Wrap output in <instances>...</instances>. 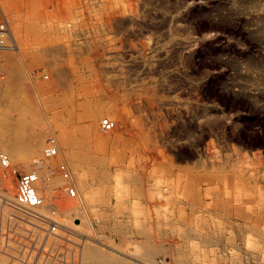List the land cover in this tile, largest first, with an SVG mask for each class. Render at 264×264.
I'll return each mask as SVG.
<instances>
[{
    "label": "rangeland",
    "instance_id": "374dc122",
    "mask_svg": "<svg viewBox=\"0 0 264 264\" xmlns=\"http://www.w3.org/2000/svg\"><path fill=\"white\" fill-rule=\"evenodd\" d=\"M0 26V46L20 48H0V117L21 135L11 143L31 144L36 169L54 140L67 172L82 175L87 209L60 212L62 238L31 250L12 203L0 222V264H78L88 236L122 253L103 249L112 258L145 264H264V0H0ZM24 160L13 165V197L29 172Z\"/></svg>",
    "mask_w": 264,
    "mask_h": 264
},
{
    "label": "bare ground",
    "instance_id": "6f19581e",
    "mask_svg": "<svg viewBox=\"0 0 264 264\" xmlns=\"http://www.w3.org/2000/svg\"><path fill=\"white\" fill-rule=\"evenodd\" d=\"M7 5V4H6ZM117 5V4H116ZM7 7H8V5H7ZM118 19V18H117ZM123 24V23H122ZM2 26H4V25H2ZM17 26V25H16ZM67 26V25H66ZM126 26V25H125ZM1 27V26H0ZM140 28V27H139ZM3 29H4V27H3ZM8 29V28H7ZM67 29V28H66ZM122 29V28H121ZM137 31V30H136ZM3 32V31H2ZM2 32H0V35H3L4 33H2ZM127 32V31H126ZM15 43V42H14ZM28 46V45H27ZM29 46H30V44H29ZM142 47V46H141ZM0 48H3V49H6V48H10V49H12V50H14V51H16V52H19L20 51V48L18 47V46H13V47H5V46H0ZM143 49V48H142ZM6 51H8V50H6ZM11 51V50H10ZM47 51V50H46ZM178 51V50H177ZM4 52V51H3ZM9 52V51H8ZM114 52V51H113ZM6 53V52H5ZM101 53V52H100ZM9 54V53H8ZM36 54H37V52H36ZM80 54V53H79ZM134 54V53H133ZM4 56H5V54H4ZM22 56V55H21ZM18 57V56H17ZM83 57V56H82ZM85 57V56H84ZM127 57H128V55H127ZM7 58V57H6ZM9 58H10V56H9ZM15 58V57H14ZM14 58H12V59H14ZM21 58V57H20ZM37 58H38V56H37ZM34 59H35V57H34ZM15 60H17V59H15ZM14 60V61H15ZM100 60V59H99ZM11 61V60H10ZM9 61V62H10ZM13 61V62H14ZM34 61V60H33ZM37 60H35V62H36ZM39 61V60H38ZM17 62H18V60H17ZM16 62V63H17ZM42 62V61H41ZM85 62V61H84ZM88 62H90V61H88ZM11 63V62H10ZM40 63V62H39ZM68 63V62H67ZM169 63V62H168ZM200 63V62H199ZM12 64V63H11ZM201 64V63H200ZM17 65H18V63H17ZM67 65V64H66ZM83 65V64H82ZM86 65H87V63H86ZM15 66V65H14ZM19 66V65H18ZM12 67V66H11ZM22 67V66H21ZM20 67V68H21ZM96 67H97V65H96ZM98 68V67H97ZM140 68V67H139ZM1 69V68H0ZM9 71V70H8ZM11 71V70H10ZM19 71H20V69H19ZM61 71V70H60ZM10 73V72H9ZM12 73H13V71H12ZM26 73V72H25ZM42 73V72H41ZM61 73V72H60ZM22 74V73H21ZM61 74H63V73H61ZM126 74V73H125ZM23 75V74H22ZM37 75V74H36ZM43 75V74H42ZM57 75V74H56ZM13 76V75H12ZM18 76V75H17ZM39 76V75H38ZM65 76V75H64ZM128 76V75H127ZM131 76V75H130ZM15 77V76H14ZM13 77V78H14ZM59 77V76H58ZM17 78V77H16ZM18 78H21V77H18ZM23 78V77H22ZM21 78V79H22ZM9 79H11V76H10V78ZM55 79H57V76H55ZM54 79V81H57V80H55ZM14 80H16L15 78H14ZM18 80H20V79H18ZM114 80V79H113ZM67 81V80H66ZM10 82V81H9ZM8 82V83H9ZM12 82V81H11ZM10 82V83H11ZM61 82H62V80H61ZM116 82V81H115ZM125 82H127V81H125ZM1 83V82H0ZM5 83V82H4ZM9 83V86L12 84H10ZM47 83V82H46ZM49 83V82H48ZM85 83V82H84ZM101 83V82H100ZM112 83V82H111ZM119 83V82H118ZM120 83H122V82H120ZM128 84H129V82H127ZM186 83V82H185ZM15 84V83H14ZM58 84V83H57ZM60 84H63V83H60ZM187 84V83H186ZM0 85H2V84H0ZM17 85H18V83H17ZM23 85V84H22ZM49 85V84H48ZM127 85V84H126ZM8 86V87H9ZM20 86V85H19ZM24 86V85H23ZM63 86H64V84H63ZM65 86H66V84H65ZM186 86V85H185ZM13 87V86H12ZM26 87V86H25ZM13 88H15V87H13ZM21 88V87H20ZM27 88V87H26ZM25 88V89H26ZM137 88H139V87H137ZM12 89V88H11ZM23 89V88H22ZM21 89V90H22ZM167 89V88H166ZM178 89V88H177ZM12 90H14V89H12ZM16 90V89H15ZM14 90V91H15ZM206 90V89H205ZM150 91V90H149ZM12 92V91H11ZM16 92V91H15ZM14 92V93H15ZM24 92H26V91H24ZM81 92H82V90H81ZM148 92V91H147ZM99 93H101V91L99 92ZM103 93H105V92H103ZM121 94V93H120ZM145 95V94H144ZM149 95H150V93H149ZM167 95V94H166ZM170 95V94H169ZM185 95V94H184ZM12 96H13V94H12ZM17 96V95H16ZM87 96V95H86ZM132 96V95H131ZM14 97V96H13ZM22 97V96H21ZM129 97V96H128ZM142 97V96H141ZM178 97V96H177ZM27 97H25V99H26ZM30 98V97H29ZM130 98V97H129ZM21 99V98H20ZM15 100H16V98H15ZM24 100V99H23ZM29 100V99H28ZM27 100V101H28ZM148 100V99H147ZM151 100V99H150ZM25 101V100H24ZM127 101V100H126ZM134 101V100H133ZM33 102H34V100H33ZM111 102V101H110ZM14 103V102H13ZM32 103V102H31ZM102 104V103H101ZM131 105H132V103H130ZM139 104V103H138ZM147 104V103H146ZM107 105V104H106ZM135 105H137V104H135ZM135 105H133V106H135ZM147 105H149V104H147ZM153 105V104H152ZM172 105V104H171ZM175 105V104H174ZM18 106V105H17ZM24 106V105H23ZM96 106V105H95ZM155 106V105H154ZM16 107V106H15ZM19 107V106H18ZM31 107V106H30ZM34 107V106H33ZM91 107V106H90ZM4 108V107H3ZM25 108V107H24ZM8 109H10V108H8ZM13 109V108H12ZM106 109V108H105ZM115 109V108H114ZM126 109V108H125ZM21 110V109H20ZM20 110H19V112H20ZM100 110V109H99ZM116 110V109H115ZM171 110V109H170ZM13 111H15V110H13ZM114 111V110H113ZM118 111V110H117ZM12 112V111H11ZM34 112V111H33ZM96 112V111H95ZM116 112V111H115ZM121 112V111H120ZM110 113V112H109ZM177 113V112H176ZM219 113V112H218ZM10 114V113H9ZM8 114V115H9ZM21 114V113H20ZM30 114V113H29ZM36 114V113H35ZM96 114V113H95ZM107 114V113H106ZM117 114L118 115H116V117H117V121H118V124H120V123H122V124H124V119H123V117L125 116H123L122 117V115L119 113V112H117ZM7 115V114H6ZM91 115V114H90ZM89 115V116H90ZM33 116V115H32ZM96 116V115H95ZM170 116V115H169ZM7 117V116H6ZM6 117H0V147L1 148H4V150H6V152L8 153V156H0V166L1 167H3V168H0V183H1V188L3 189V193H4V206L3 205H1L0 204V222H1V219L2 218H4L6 215V213L5 212H7L8 213V209L10 210L11 208H10V205H12V203H14V201H15V198H16V196L15 197H13V195H12V192L14 191V182H15V177H14V175H13V173H14V170H13V165H14V163H17L18 161L20 162V160H24V165H23V167H25V168H28V171L29 172H26V173H34V174H36L37 175V177H38V180H37V182H36V190H37V192H38V194H39V196L43 199V203H42V205H41V207H40V213H42V214H45V215H47V216H49L54 222H56V223H59V224H61L62 226H64V222L63 221H61V220H59L58 219V214H60V212H65V213H67V214H70V213H73V212H77V211H82V212H84V213H86L87 214V209H86V201L84 200V197L82 196V194L80 193L81 191L79 190V187H78V181L80 182V180H82V175L78 172L77 173V171L75 172V174H77V175H75L74 174V172H72L71 170H69L67 173L66 172H64L63 170H62V166L63 165H65L66 164V166L69 168V165H68V163L70 162V161H68V159H67V157L65 156V154L63 153V151H61L59 148L57 149L58 151H57V154L56 155H54V156H52L51 158H49V159H46L45 161H41L40 159H35L34 160V163L36 164V169H30V163H31V161H30V159H29V157L31 158V155H34V151H33V148H32V146H31V144H29L28 142H26V143H28L29 145H28V151H22V150H18V147H13V145H12V143H11V141H15L14 140V137L13 136H17L18 135V137L19 136H21V135H19V133H18V131L15 133V131H11V129L9 128V124H10V121H9V119L8 118H6ZM97 117V116H96ZM110 117V116H109ZM20 118H21V116H20ZM11 119V118H10ZM90 119V118H89ZM21 120V119H20ZM127 120V119H126ZM130 120V119H129ZM133 120V119H132ZM16 121H18V120H16ZM24 121V120H23ZM116 122V121H115ZM130 122V121H129ZM183 122V121H182ZM117 123V122H116ZM164 123H165V121H164ZM12 124V123H11ZM16 124V123H15ZM126 124V123H125ZM184 124V123H183ZM164 125V124H163ZM15 126V125H14ZM13 126V127H14ZM117 126V125H116ZM128 126V125H127ZM12 127V126H11ZM12 127V128H13ZM90 127V126H89ZM88 127V128H89ZM119 128H120V126H118ZM123 127V126H122ZM15 128H16V126H15ZM75 128V127H74ZM132 128V127H131ZM146 128V127H145ZM153 128V127H152ZM73 129V128H72ZM90 129H91V127H90ZM115 129V128H114ZM126 129V128H125ZM141 129V128H140ZM148 129V128H147ZM21 130H22V128H21ZM119 130V129H118ZM127 131H129L128 130V128L126 129ZM131 130V129H130ZM150 130V129H149ZM148 130V131H149ZM195 130V129H194ZM23 131V130H22ZM21 131V132H22ZM71 131V130H70ZM70 131H67V132H70ZM76 131V130H75ZM87 131V130H86ZM88 131H89V129H88ZM87 131V132H88ZM91 131V130H90ZM89 131V132H90ZM147 131V130H146ZM19 132H20V130H19ZM25 132V131H24ZM23 132V133H24ZM63 132V131H62ZM77 132V131H76ZM75 132V133H76ZM87 133V135H89L90 133ZM120 132V131H119ZM131 132V131H130ZM135 132V131H134ZM139 132H141V131H139ZM143 132V131H142ZM152 132H154V131H152ZM199 132V131H198ZM74 133V132H73ZM143 133H145V132H143ZM22 134V133H21ZM38 134V133H37ZM84 134H85V132H84ZM116 134V133H115ZM136 134V133H135ZM141 134V133H140ZM26 135V134H25ZM32 135V134H31ZM60 135H62V136H60V137H62V139L61 140H63L62 142L65 144V146H69L70 144H69V142L71 141L70 140V135L68 134V133H65L64 132V134H61L60 133ZM76 135V134H75ZM86 135V134H85ZM144 135V134H143ZM36 136V135H35ZM122 136V135H121ZM73 137V136H72ZM86 137V136H85ZM183 137H185V136H183ZM33 138V137H32ZM39 138V137H38ZM122 138V137H121ZM141 138V137H140ZM17 139V138H16ZM24 139H26V137L24 138ZM31 139V138H30ZM34 139V138H33ZM40 139H41V137H40ZM46 138H44V140H45ZM85 139V138H84ZM146 139V138H145ZM19 140V139H18ZM83 140V139H82ZM88 140V139H87ZM103 140V139H102ZM112 140V139H111ZM133 140V139H132ZM138 139H136V141H137ZM144 140V139H143ZM26 141V140H25ZM79 141V140H78ZM101 141V140H100ZM110 141V140H109ZM20 142V141H19ZM30 142H31V140H30ZM37 142V141H36ZM42 142H44V141H42ZM45 143V142H44ZM80 143V142H79ZM130 143V142H129ZM135 143V142H134ZM16 144V143H15ZM17 144H18V142H17ZM85 144V143H84ZM88 144V143H87ZM102 144V143H101ZM139 144H141V143H139ZM198 144V143H197ZM80 145V144H79ZM103 145V144H102ZM128 145V144H127ZM130 145V144H129ZM134 145V144H133ZM16 146V145H15ZM18 146V145H17ZM21 146H22V143H21ZM150 146V145H149ZM20 147V146H19ZM40 147H42V146H40ZM81 147V146H80ZM85 147V146H84ZM129 147V146H128ZM24 148V147H23ZM66 148H68V147H66ZM72 148H74V147H72ZM71 148V149H72ZM91 148V147H90ZM22 149V148H21ZM76 149V148H75ZM82 149V148H81ZM86 149V148H85ZM92 149V148H91ZM27 150V149H26ZM73 150V149H72ZM77 150H78V148H77ZM76 150V151H77ZM215 150V149H214ZM237 150V149H236ZM83 151V150H82ZM136 151V150H135ZM135 151H133V152H135ZM143 151V150H142ZM217 151V150H216ZM46 152V151H45ZM78 152V151H77ZM91 152V151H90ZM145 152V151H144ZM250 152V151H249ZM71 153V152H70ZM75 153V152H74ZM149 153V152H148ZM151 153V152H150ZM43 154V153H42ZM82 154H84V153H82ZM89 154V153H88ZM128 154V153H127ZM135 154V153H134ZM142 154H144V153H142ZM147 154V153H146ZM155 154V153H154ZM209 154V153H208ZM0 155H2V154H0ZM41 155V154H40ZM66 155H67V153H66ZM70 155V154H69ZM86 155V154H85ZM84 155V156H85ZM133 155V154H132ZM254 155V154H253ZM44 156V155H43ZM82 156V155H81ZM87 156V155H86ZM91 156V155H90ZM144 156H145V154H144ZM150 156V155H149ZM202 156V155H201ZM210 156V155H209ZM34 157V156H33ZM32 157V158H33ZM37 157V156H36ZM71 159H72V165L75 167V169L77 170L78 168H80L81 167V157H80V155H77V154H72L71 155ZM103 157V156H102ZM153 157V156H152ZM155 157V156H154ZM254 157V156H253ZM35 158V157H34ZM70 158V157H69ZM86 158V157H85ZM181 158V157H180ZM188 158V157H187ZM56 159H64V162H65V164H63V165H59V162H57V160ZM89 159V158H88ZM160 159V158H159ZM31 160H33V159H31ZM77 160V161H76ZM84 160V159H83ZM94 160V159H93ZM59 161V160H58ZM85 161H87L86 159H85ZM91 161H92V159H91ZM186 161V160H185ZM219 161H220V159H219ZM239 161V160H238ZM93 162V161H92ZM95 162V161H94ZM99 164V163H98ZM97 164V165H98ZM102 164V163H101ZM100 164V165H101ZM86 165V164H85ZM94 165V164H93ZM167 165V164H166ZM188 165H189V163H188ZM198 165V164H197ZM16 166V165H15ZM33 166V165H32ZM103 166V165H102ZM163 166V165H162ZM169 166V165H168ZM22 167V166H21ZM83 167V166H82ZM89 167H90V165H89ZM100 167V166H99ZM158 167V166H157ZM177 167V166H176ZM197 167V166H196ZM232 167V166H231ZM92 168V167H91ZM149 168H150V166H149ZM70 169V168H69ZM73 169V168H72ZM82 169V168H81ZM101 169V168H100ZM178 169V168H177ZM74 170V169H73ZM106 170H107V168H106ZM121 170V169H120ZM163 170V169H162ZM162 170H161V172H162ZM166 170H168V169H166ZM214 170H215V168H214ZM82 171V170H81ZM85 171H87V170H85ZM99 171V170H98ZM102 171H104V170H102ZM169 171H170V169H169ZM175 171V170H174ZM101 172V171H100ZM100 172H98V173H100ZM168 172V171H167ZM85 173V172H84ZM93 173V172H92ZM108 173V172H107ZM107 173H105L104 172V174H107ZM163 173V172H162ZM171 173V172H170ZM169 173V174H170ZM185 173V172H184ZM25 174V173H24ZM89 174V173H88ZM102 174V173H101ZM157 174V173H156ZM175 174V173H174ZM85 175H87V174H85ZM128 175V174H127ZM172 175V174H171ZM212 175V174H211ZM210 175V176H211ZM77 176V177H76ZM92 176L93 175H91V178H92ZM100 176H103V175H100ZM99 176V177H100ZM118 176V175H117ZM137 176V175H136ZM140 176H141V174H140ZM178 176V175H177ZM86 177V176H85ZM129 177V176H128ZM142 177V176H141ZM176 177V176H175ZM181 177V176H180ZM190 177V176H189ZM201 177H203V176H201ZM220 177V176H219ZM224 177V176H223ZM228 177V176H227ZM84 178V177H83ZM108 178V177H107ZM199 178V177H198ZM230 178V177H229ZM94 179V178H93ZM100 179V178H99ZM129 179V178H128ZM135 179V178H134ZM220 179H221V177H220ZM228 179V178H227ZM139 180V179H138ZM172 180V179H171ZM174 180V179H173ZM218 180V179H217ZM140 181V180H139ZM182 181V180H181ZM189 181V180H188ZM224 181V180H223ZM117 182V181H116ZM115 182V183H116ZM171 182V181H170ZM180 182V181H179ZM221 183H222V181H220ZM230 183H231V181H229ZM83 183H84V181H83ZM87 183V182H86ZM90 183V182H89ZM117 183H119V182H117ZM116 183V184H117ZM125 183V182H124ZM143 183V182H142ZM212 183H214V182H212ZM221 183H219V184H221ZM144 184V183H143ZM224 184V183H223ZM232 184H233V182H232ZM227 185V184H226ZM80 186V185H79ZM222 186V185H221ZM229 186H230V184H229ZM83 187H85V186H83ZM141 187V186H140ZM143 187V186H142ZM136 188V187H135ZM134 188V189H135ZM207 188V187H206ZM75 190L74 191V196L72 195V193H71V190ZM83 189V188H82ZM128 187H127V191H128ZM150 189V188H149ZM173 189V188H172ZM234 189V188H233ZM121 190V189H120ZM138 190V189H137ZM207 190V189H206ZM213 190V189H212ZM252 190V189H251ZM18 191V190H17ZM234 191V190H233ZM46 192V194H49V196L50 195H52L53 197L54 196H56V197H59V199L61 198L62 199V201H58L57 203H53V202H50L49 200L47 201L46 199H48V198H44V196H43V193H45ZM103 192V191H102ZM152 192H153V190H152ZM129 193V192H128ZM127 193V194H128ZM135 193V192H134ZM146 193V192H145ZM248 193H249V191H248ZM126 194V193H125ZM139 194V193H138ZM151 194V193H150ZM229 194V193H228ZM260 194H261V192H260ZM16 195H17V193H16ZM143 195V194H142ZM208 195H210V194H208ZM241 195V194H240ZM252 195V194H251ZM85 196V195H84ZM104 197H105V195L104 194H102L101 193V198L102 199H104ZM211 197V196H210ZM220 197V196H219ZM233 197V196H232ZM251 197V196H250ZM86 198H87V201L90 199V195L89 194H86ZM165 198V197H164ZM218 198V197H217ZM249 198V197H248ZM252 198V197H251ZM56 199V198H55ZM65 199V200H64ZM254 199V198H253ZM64 200V201H63ZM200 200V199H199ZM241 200V199H240ZM252 202V201H251ZM203 203V202H202ZM216 203V202H215ZM201 204V203H200ZM210 204V203H209ZM221 204H223V202H220V205ZM157 205V204H156ZM88 207V206H87ZM92 207V206H91ZM2 208V209H1ZM154 209V208H153ZM223 209H225V208H223ZM89 210V209H88ZM95 211V210H94ZM157 211V210H156ZM91 212V211H90ZM93 212V211H92ZM99 212H100V210H99ZM120 213V212H119ZM141 213H142V211H141ZM213 213V212H212ZM225 213H227L228 215L229 214H232V212H231V210H229L228 208H226L225 209ZM9 214V213H8ZM63 214V213H62ZM215 214V213H214ZM95 215V214H94ZM215 216H216V214H215ZM230 216V215H229ZM68 217V216H67ZM87 217V216H86ZM93 217V216H92ZM221 217V216H220ZM146 218V217H145ZM82 219V218H81ZM87 219H88V217H87ZM101 219V218H100ZM115 219V218H114ZM129 219V218H128ZM151 219V218H150ZM149 219V220H150ZM73 219H71V221H72ZM89 220V219H88ZM93 220H94V218H93ZM132 220V219H131ZM166 220V219H165ZM164 220V221H165ZM71 221H69V222H71ZM116 221V220H115ZM137 221H138V219H137ZM158 221V220H157ZM120 222V221H119ZM121 222H123L122 220H121ZM127 222H129V221H127ZM126 222V223H127ZM144 222V221H143ZM155 222V221H154ZM2 223V222H1ZM92 223V222H91ZM125 223V224H126ZM139 223H140V220H139ZM139 223H136V225H138ZM169 223V222H168ZM73 224V223H72ZM109 224H111V223H109ZM115 224V223H114ZM179 224V223H178ZM74 225V224H73ZM104 225V224H103ZM102 225V226H103ZM108 225V224H107ZM122 225H123V223H122ZM135 225V224H134ZM140 225V224H139ZM139 225H138V227H139ZM146 225H147V223H146ZM154 225H156V224H154ZM153 225V226H154ZM160 225H161V223H160ZM159 225V226H160ZM166 225V224H165ZM164 225V226H165ZM177 225V224H176ZM66 226V225H65ZM71 227H72V225H70ZM70 226H68V227H70ZM89 227H90V229H91V226L90 225H88ZM125 226V225H124ZM128 226V225H127ZM169 227H170V225H168ZM168 226H166L167 228H168ZM190 226V225H189ZM132 227H133V225H132ZM140 227H142V226H140ZM150 228H151V225L149 226ZM158 227V226H157ZM156 227V228H157ZM173 227V226H172ZM188 227V226H187ZM186 227V228H187ZM96 228V227H95ZM103 228V227H102ZM110 228H113V227H110ZM124 228V227H123ZM127 228V227H126ZM189 228V227H188ZM62 229H64V228H62ZM76 229V228H75ZM118 229V228H117ZM135 229V228H134ZM159 229V228H158ZM99 229H97V231H98ZM112 230V229H111ZM126 230V229H125ZM144 230V229H143ZM165 230V229H164ZM110 231V230H109ZM113 231V230H112ZM151 231V230H150ZM159 231V230H158ZM157 231V232H158ZM161 231V230H160ZM209 231V230H208ZM129 232H130V230H129ZM149 231L147 230V234H149L148 233ZM154 232H156V231H154ZM178 232V231H177ZM102 233V232H101ZM110 233V232H109ZM118 233V232H117ZM120 233V232H119ZM136 233V232H135ZM152 233V232H151ZM163 233V232H162ZM189 233V232H188ZM194 233V232H193ZM204 233V232H203ZM131 234V233H130ZM137 234V233H136ZM146 234V235H147ZM153 234V233H152ZM158 234V233H157ZM181 234V233H180ZM149 235H151V234H149ZM148 235V236H149ZM158 235H161L160 233L158 234ZM157 235V236H158ZM203 235V234H202ZM95 236V235H94ZM141 236V235H140ZM144 236V235H143ZM152 236V235H151ZM155 236H156V234H155ZM157 236H156V238H157ZM162 236H164V235H162ZM200 236V235H199ZM2 237V236H1ZM124 237V236H123ZM146 237V236H145ZM160 237V236H159ZM149 238V237H148ZM152 238V237H151ZM150 239V238H149ZM159 239V238H158ZM121 240H123V239H121ZM125 240V239H124ZM87 241V240H86ZM88 241L89 242H83L82 243V245L81 244H79V246H80V256H79V263L78 264H129V263H126L125 262V260H124V258H123V256L121 257V258H119V259H116V257L115 258H112V257H110V256H108V254H106L104 251H103V249H105V248H109L110 250H112L114 253H119V254H121L122 255V253L115 247V246H112V247H110V246H108V245H106V244H104L100 239H96V238H92V237H89L88 236ZM152 241V240H151ZM141 242V241H140ZM149 242V241H148ZM155 242V241H154ZM145 243V242H144ZM160 243V242H159ZM170 243V242H169ZM148 244V243H147ZM154 244H156V243H154ZM153 244V245H154ZM57 245V244H56ZM159 245V244H158ZM155 246V245H154ZM153 246V247H154ZM160 246H161V244H160ZM1 247V246H0ZM150 247V246H149ZM148 247V248H149ZM144 248V247H143ZM151 248V247H150ZM161 248V247H160ZM180 248V247H179ZM164 249V248H163ZM57 250V249H56ZM146 250V249H145ZM180 250V249H179ZM178 250V251H179ZM183 252H184V250L183 249H181ZM73 251V250H72ZM107 251V250H106ZM161 252V251H160ZM180 252V251H179ZM146 253V252H145ZM155 253V252H154ZM153 253V254H154ZM164 253H165V251H164ZM171 253H172V249H171ZM5 252L3 251V250H1L0 249V258L4 261V258H7L6 256H5ZM125 254V253H124ZM152 254V255H153ZM55 255V254H54ZM61 255V254H60ZM163 255V254H162ZM172 255V254H171ZM113 256V255H112ZM168 256V255H167ZM156 257V256H155ZM165 257V256H164ZM44 259V258H43ZM133 260H134V264H145V263H143L142 261H140L139 259H137V258H132ZM143 259V258H142ZM160 259V258H159ZM168 259V258H167ZM172 259V258H171ZM34 260H35V258H34ZM147 260V259H146ZM168 260H170V259H168ZM130 261V260H129ZM128 261V262H129ZM144 261V260H143ZM158 261V260H157ZM41 262V261H40ZM164 262V261H163ZM150 263V262H149ZM63 264V263H62Z\"/></svg>",
    "mask_w": 264,
    "mask_h": 264
},
{
    "label": "built area",
    "instance_id": "2783aa9c",
    "mask_svg": "<svg viewBox=\"0 0 264 264\" xmlns=\"http://www.w3.org/2000/svg\"><path fill=\"white\" fill-rule=\"evenodd\" d=\"M101 127L105 132L113 129V125L109 120H104ZM46 150V156L52 157L57 154L58 146L54 140ZM62 170L67 173L66 165L62 166ZM38 177L34 173L21 174L19 177L18 191L15 201L12 205L13 212L12 220L16 230L21 228V225L28 226V246L31 250H35L39 243L42 245L49 242L51 238H62V234L66 232V227L54 222L49 216L40 213V207L43 199L39 196L36 190V182ZM74 189L71 190L74 196ZM64 228V229H62ZM20 235V234H18ZM26 247V248H27Z\"/></svg>",
    "mask_w": 264,
    "mask_h": 264
},
{
    "label": "crops",
    "instance_id": "0c3cea01",
    "mask_svg": "<svg viewBox=\"0 0 264 264\" xmlns=\"http://www.w3.org/2000/svg\"><path fill=\"white\" fill-rule=\"evenodd\" d=\"M130 252H132V251H130ZM129 258H127V256H126V258H124V260H125V262L126 263H129V264H134V260L132 259V257H130V256H128ZM130 260V261H129ZM129 261V262H128ZM141 261V260H140ZM144 263V262H143Z\"/></svg>",
    "mask_w": 264,
    "mask_h": 264
}]
</instances>
